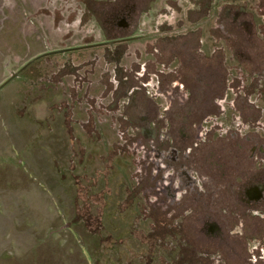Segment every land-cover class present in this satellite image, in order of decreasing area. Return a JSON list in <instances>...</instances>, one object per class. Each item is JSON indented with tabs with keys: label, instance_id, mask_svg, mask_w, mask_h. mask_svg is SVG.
<instances>
[{
	"label": "flooded vegetation",
	"instance_id": "1",
	"mask_svg": "<svg viewBox=\"0 0 264 264\" xmlns=\"http://www.w3.org/2000/svg\"><path fill=\"white\" fill-rule=\"evenodd\" d=\"M58 3L45 49L5 58L0 98L19 80L31 104L59 96L56 114L79 129L71 161L81 169L90 144L105 170L106 194L83 203L92 228L123 241L125 264H264V0Z\"/></svg>",
	"mask_w": 264,
	"mask_h": 264
},
{
	"label": "rangeland",
	"instance_id": "2",
	"mask_svg": "<svg viewBox=\"0 0 264 264\" xmlns=\"http://www.w3.org/2000/svg\"><path fill=\"white\" fill-rule=\"evenodd\" d=\"M58 1L0 0V74L6 57H13L11 61L18 57L17 65H21L45 49L44 36L49 30L54 34L49 21L53 17L59 20ZM76 55L79 60L89 58L88 53ZM22 76L30 77V73L26 70ZM20 83L21 80L6 85L5 101L0 98V264H125L126 245L116 240L111 246L104 234L109 231L93 229L95 223L91 221L96 220V209L92 206L90 210L83 204L90 199L91 188L92 192L106 194V177L96 175L97 169L102 174L105 172L100 159L87 160L91 148L90 144H83L86 153L81 169L75 167L70 159L72 146L76 148L71 144V137L79 136V129L69 116L65 119L56 114L59 96L31 104L25 100L29 87ZM47 105L52 110L48 125L41 122ZM75 107L77 115L79 106ZM26 111L32 117L22 115ZM84 118L82 115L81 119ZM28 144L33 147L25 148ZM59 146L65 148L64 154H59ZM112 166L114 176L107 179L119 198L121 170L115 162ZM95 177L97 186L92 187ZM101 205L97 210L102 209ZM113 214L112 232L123 237L124 216ZM101 217L105 222L104 214ZM97 230L104 233L99 235ZM130 248L138 249L136 240ZM133 262L138 264L139 260Z\"/></svg>",
	"mask_w": 264,
	"mask_h": 264
}]
</instances>
